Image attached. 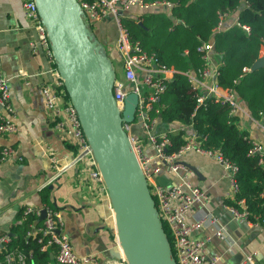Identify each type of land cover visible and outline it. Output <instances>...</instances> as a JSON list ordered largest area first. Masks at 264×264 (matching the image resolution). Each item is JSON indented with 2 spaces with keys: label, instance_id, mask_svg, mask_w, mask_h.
<instances>
[{
  "label": "built area",
  "instance_id": "built-area-1",
  "mask_svg": "<svg viewBox=\"0 0 264 264\" xmlns=\"http://www.w3.org/2000/svg\"><path fill=\"white\" fill-rule=\"evenodd\" d=\"M24 18L36 33V42L30 41L33 47L39 45L44 51L49 66L46 69L48 79L40 87L44 109L54 126L64 130L76 147V154L71 164L81 162L88 169L90 188L96 191L99 197H107V190L93 158L87 138L83 133L76 110L72 105L64 83L56 67L52 50L50 48L46 28L42 23L35 0H21ZM84 12L83 19L90 26L106 16L113 17L117 25L116 48L121 53L123 73L121 78L113 82V96L121 113L124 109V99L130 92L138 97L134 120L122 122V127L127 132L133 150L138 158L142 172L146 178L150 194L155 202L157 215L161 224L168 228L173 243V256L176 264H218L223 253L212 252L209 245L217 238L226 239L225 225L219 218L207 209L210 196L207 191L194 185L188 177V169L179 159L183 153L194 151L196 153L212 155L223 167L229 181L228 198H233L238 190L237 165L224 157L218 150H208L202 147L201 139L190 124L182 125L175 131L157 132L160 120L159 107L155 106L166 88V80L170 79L173 70L157 62L153 53H148L138 42H130L129 34L121 25L120 12L131 5L139 7H152L158 5L170 6L168 1L146 2V0H77ZM238 12V10H236ZM230 12L219 13V20L214 27L215 31L222 29V20ZM234 24L239 25L238 15ZM245 30L248 28L242 26ZM92 30V29H91ZM196 50L200 53L203 66L197 70L187 72L195 94V109L204 104L206 98H215L223 103H228L230 113L236 114L241 110L235 94L228 88H223L218 83L219 67L222 64L221 56L213 49V42L202 41ZM244 71L249 70L243 68ZM10 86L3 76L0 65V135H8L17 131L13 118V107L10 101ZM138 125L141 133L133 130ZM189 128L191 131L183 135L184 142L172 152H166V147L171 145L169 135ZM252 154H259V163L264 164L262 146L252 141ZM15 150L11 146L0 147V163L13 159ZM165 172L177 180L169 184L156 182V177ZM56 177L53 174L40 185V189L52 182ZM238 208L223 203L232 219L258 225L248 219L243 199L237 200ZM111 206V205H110ZM204 208L206 212L198 220H190V215L196 208ZM41 210L45 211L40 225H31L28 235L37 237L42 251H50L57 264H128L120 247L115 229L110 249L118 252V257H100L98 254L77 255L66 232L63 230L64 220L60 211L48 205L27 206L25 213L32 212L40 216ZM202 230H207L202 235H197ZM7 235L0 236V246L8 242ZM235 242V240H233ZM233 246L230 241L229 248ZM4 264H26V256L19 250H8L4 255ZM239 264H257L252 255Z\"/></svg>",
  "mask_w": 264,
  "mask_h": 264
},
{
  "label": "crops",
  "instance_id": "crops-1",
  "mask_svg": "<svg viewBox=\"0 0 264 264\" xmlns=\"http://www.w3.org/2000/svg\"><path fill=\"white\" fill-rule=\"evenodd\" d=\"M172 5L156 7H162L172 18ZM150 8L131 5L120 16L137 20ZM236 16L237 11L228 13L222 20V29L234 25ZM91 26L103 49L116 56V64L123 69L121 53L116 48L118 29L113 17L106 16ZM36 38L35 30L24 18L22 1L0 0V65L10 86L13 120L17 125L15 133L0 135V147L11 146L15 150L13 159L0 163V232H9L19 222L22 209L42 204L39 187L55 174V179L48 184L50 197L63 216V230L74 252L80 256H111L114 217L109 198L99 197L90 188L88 169L81 162L71 164L76 147L64 130L54 126L44 109L40 87L48 79L49 61L39 45H31L30 41L36 42ZM261 55H264L263 48ZM240 107L236 114L241 129L264 152V122L253 118L241 104ZM180 127L181 124H164L159 120L157 132L175 131ZM133 130L141 133L138 125ZM182 131L186 135L191 129ZM179 162L188 169L190 181L207 191L210 196L207 209L225 225L226 239L215 238L209 245L210 254H224L218 264H239L247 255H252L257 264H264V228L232 219L223 207L229 197V181L214 156L187 151ZM177 179L162 172L155 180L169 184ZM205 212L204 208H196L190 220H198ZM206 232L202 230L197 235ZM230 241L233 246L229 248Z\"/></svg>",
  "mask_w": 264,
  "mask_h": 264
},
{
  "label": "trees",
  "instance_id": "trees-1",
  "mask_svg": "<svg viewBox=\"0 0 264 264\" xmlns=\"http://www.w3.org/2000/svg\"><path fill=\"white\" fill-rule=\"evenodd\" d=\"M147 1L171 2L172 18L162 7L155 6L137 20L120 16V22L128 32L130 42H138L142 49L155 55L159 64L173 70L155 105L159 107L160 121L164 124H190L199 135L203 148L218 150L237 165L238 190L233 198L225 199V203L241 210L243 207L237 205V200L243 199L248 219L264 228V164L259 163V154L250 152L252 140L241 129L238 115L230 113L228 103L206 98L204 104L195 109L196 91L186 74L203 66L196 47L202 41H212L214 51L222 60L217 78L219 85L230 89L253 118L264 122V66L250 71L264 49V0ZM236 10L239 25L214 30L219 13ZM116 59V56L110 57V61ZM169 140L171 145L166 147V152L177 150L184 142L183 131L170 134ZM41 202L57 210L48 185L42 188ZM18 220L9 232H0V236L9 238L0 246V264H4L8 250L23 252L26 264H55L50 251L40 249L37 237L27 234L30 225L41 224L40 216L25 213L22 209ZM162 228L173 253L172 236L163 223Z\"/></svg>",
  "mask_w": 264,
  "mask_h": 264
},
{
  "label": "water",
  "instance_id": "water-1",
  "mask_svg": "<svg viewBox=\"0 0 264 264\" xmlns=\"http://www.w3.org/2000/svg\"><path fill=\"white\" fill-rule=\"evenodd\" d=\"M68 97L103 178L114 229L128 264H176L146 178L122 122L134 120L130 92L120 113L113 96L115 70L83 20L77 0H35ZM264 66L261 55L250 67ZM45 215L41 210L40 218ZM113 257L116 250L110 249Z\"/></svg>",
  "mask_w": 264,
  "mask_h": 264
},
{
  "label": "rangeland",
  "instance_id": "rangeland-1",
  "mask_svg": "<svg viewBox=\"0 0 264 264\" xmlns=\"http://www.w3.org/2000/svg\"><path fill=\"white\" fill-rule=\"evenodd\" d=\"M83 20H84V22L87 24L86 19L84 18ZM92 32H93V34L95 35L96 39L98 40V38H97V36H96V34H95V31H92ZM98 41H99V40H98ZM103 52H104V54L110 59V57H111L112 55H111V54H108V52H107L105 49L100 48V53H99V54H103ZM111 62H112V66H113V68H114V70H115V77H116V78H120V77H122V73H123V69H122V67H121L120 65L116 64L115 61H111Z\"/></svg>",
  "mask_w": 264,
  "mask_h": 264
}]
</instances>
